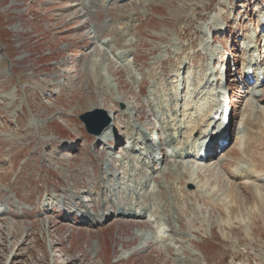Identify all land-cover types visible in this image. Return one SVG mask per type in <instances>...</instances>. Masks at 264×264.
Returning a JSON list of instances; mask_svg holds the SVG:
<instances>
[{"label": "rangeland", "instance_id": "374dc122", "mask_svg": "<svg viewBox=\"0 0 264 264\" xmlns=\"http://www.w3.org/2000/svg\"><path fill=\"white\" fill-rule=\"evenodd\" d=\"M84 1L88 7L83 8ZM259 32L264 46V0H0V137H8L13 146L0 147V173L7 170L0 178V209L7 206L15 215H0V264H264L263 144L253 148V161L263 164L262 171L252 172L245 187H234L239 205L232 198V182L245 156L236 146L240 105L256 77L243 84L232 77L227 85L234 129L227 153H211L202 161L171 157L209 115L200 112L208 104L210 96L203 94L208 89L198 86L209 60L215 55L220 63L225 53H234L229 60L237 57L233 67L243 72V49ZM114 36L117 43L106 52L103 44ZM128 39L133 45L124 43ZM123 49L131 50L128 60L136 78L117 60ZM100 60L105 68L93 71ZM99 72L104 79H97ZM217 74L213 71L214 79ZM258 101L264 102V91L260 98L249 97L254 108ZM127 105L133 108L131 119L124 112ZM97 110L110 125L91 136L79 117ZM187 115L197 116L196 124H184ZM68 117L74 120L68 123ZM256 118L264 124L263 117ZM129 121L139 130L147 128V139L163 134L166 140L170 132L176 138L182 128L173 149L159 148L165 165L158 174L146 171L148 183L154 179L161 186V198L151 204L157 213L133 219L114 212L108 223L94 227L84 214L73 213L78 200L70 209L52 204L42 209L40 199L61 193L63 181L47 191V183L35 182L36 166L52 167L48 162L53 161L57 170L63 163L69 173L72 164L74 179L65 186L78 185L77 197L87 200L93 166L101 175L100 159L113 163L129 150ZM12 158L16 163L11 164ZM115 178L123 179L117 174L110 179ZM148 185L150 190L141 191L146 197L155 190L153 183ZM140 202L125 192L117 204L140 207ZM21 210L33 214L17 217ZM139 235L145 240L136 239Z\"/></svg>", "mask_w": 264, "mask_h": 264}, {"label": "bare ground", "instance_id": "6f19581e", "mask_svg": "<svg viewBox=\"0 0 264 264\" xmlns=\"http://www.w3.org/2000/svg\"><path fill=\"white\" fill-rule=\"evenodd\" d=\"M107 1H112V0H107ZM82 4H83V8L88 7L87 2L85 3L84 1ZM107 24H108V21L106 22V25ZM223 30L224 28L222 27L219 29V31L222 33H223ZM117 37L118 36H114L109 41L103 44V46L107 48V50H105L106 52L111 50L114 44L117 43ZM125 37L128 38L129 36H125ZM124 43L126 45H133L134 40L128 39V40H125ZM251 44L252 43L249 42L248 45L243 49L245 50L246 53H250L251 50L253 49L251 47ZM130 52L131 50H128V49L121 50V52L117 55V60L121 62L122 67L128 69V72L132 75L133 78H136V72H134L131 64L129 63L130 60H128V55ZM216 61L217 59H216V56L214 55V57L209 60V65L207 63L208 66H207V69H205V74H203V76L201 77V80L203 81L198 83V86L201 85L200 89L209 90V93L203 92V94L206 95L207 97L210 96L209 100L207 101L208 104L207 106L203 107L205 108L204 111H201L200 109V112H205L206 115L207 113H209V115L207 116L203 124L200 126L196 124L197 118H198L197 116L194 117L191 115L190 116L187 115L188 116L187 122H184V124L195 123L196 125L195 127H193L192 133L189 136V138L185 141L186 143H183V144L181 143L182 145L178 152L174 153V150H173L171 157L174 154L176 158L182 159L184 157H188V158L192 157V159H194L195 161H201V160H204L201 158L202 157L201 151L205 150L207 152V155H209L211 151V147L216 141L224 140L225 142V141H230V139H232L231 135L234 133V129H232L231 127V124H232L231 120L229 122V126L227 127L226 125H224V123H225V119H228V117L221 118L219 121H216L214 119V113L219 108L225 107V106L229 107V103L227 102V100L223 99L224 93L221 91V87H220L223 84V82H225V84L228 83L227 76H225L223 73L222 74L220 73L219 78L214 79L213 77V71L217 70L215 67ZM126 62L128 64H126ZM243 62H244L243 72L238 71V73L240 74L242 73L240 83L243 84L246 80H249L252 77H256L255 84L258 83V81H260V83L254 86L249 85V89L245 90V92L248 93L247 99L243 100L242 104L240 105L241 116L239 120L242 119L241 120L242 127L236 130V135H237L236 146L240 148V151H242V153L245 156L242 159H240L237 172L235 173V176H234L235 181L232 182L233 184L231 183L233 185L232 198L236 205H239V201H238L239 197L237 194L238 188L236 187L235 189L234 187L237 185H244L245 187L246 183L244 184V182H247L250 180L251 173L252 172L258 173V172H261L263 169V164L261 162L253 161L254 154H255V152L253 151V148L256 147L258 143H261L264 145V124L258 118H256V117H259L261 119V117H263V120H264V102L261 103L260 101H258L259 105L257 108L252 107L249 102V97L252 95H254L255 98H260L262 96V92L264 91L262 83H261L263 82L261 81L262 72L258 69L257 59L254 60L250 57L246 61L243 57ZM94 63L95 65H94L93 71H95L96 68L97 69L105 68V63H102L101 60L99 62L95 61ZM260 63H261V60H260ZM251 70H253L254 74L250 73ZM95 76L97 77V79L99 76H100L99 78H102L104 76V72H99ZM230 76H233V74L229 75V77ZM105 77H106L105 81L108 82L109 75H106ZM198 79L199 78H197V80ZM195 81L196 79L194 80V82ZM102 82H104V80ZM103 84L107 85L108 83H103ZM206 84H207V87H206ZM227 90L229 91L230 89L227 88ZM249 90L251 91L253 90V91L252 92L250 91L251 93H249ZM194 101L196 102V100ZM118 102L119 103L123 102V100H119ZM126 107L127 108L124 112L127 116H130V119H131L132 118L131 113L133 111V108H130V105H127ZM67 113H70V112L67 111ZM72 113L73 112H71V116L74 117ZM17 116L18 115L14 117L15 122H16ZM74 118L68 117L66 121L69 123L70 121L74 120ZM39 123H42V122H39ZM181 129L182 128L178 129L177 137H179L180 133H182ZM144 130H139L130 121L128 122L127 130L125 134L128 137V140L130 142L129 150H126L125 154L120 156V158H116L117 160L114 161L113 163L112 161L108 159H103V158L100 159L99 166L103 167V171L101 175L96 176L97 168L96 166H93V172H94L93 176L95 177V180L91 183L88 191H87V188H85L84 194L88 193L87 200H84L83 198L79 199L77 197L78 191L76 190H80L78 185L73 184L72 186H67V187L65 186V181L69 182V180L74 179V176H73L74 172L72 173V164L68 165L69 173L66 172V165L63 163L59 164L58 166L59 169L57 170L52 169V167L55 166L53 165L54 164L53 161L48 162L49 166H52V167H45V166L37 165L35 169L36 170L35 182L42 183V184L47 183V186H48L47 191H49L50 188L55 190L57 186H59L61 182L63 181V187H61L63 191L61 193H56V194L53 193L50 196L49 200L40 199L44 203L41 204L40 202L39 205H41L42 209L44 210L49 208L51 204L55 208L59 206V208L63 207V209H66V208L70 209V204L78 200L79 208L76 210H72L73 213H76L79 215L84 214V218L86 219V222H88L90 226H94V227L95 226L100 227L108 223V220L110 219L109 214L114 213V212L118 213L119 214L118 216L122 218L141 219V218H146V216L153 217L157 213V210L151 207L152 200L154 197L161 198V194H162L161 186H158L154 179H152V181L148 183V175L146 171L150 170L151 174H158L157 171L159 169V163H157L158 160H155V157L157 156V151L159 150L161 146H167L169 148H172L173 145H175L178 142V140H177V137L175 138L176 133H173V132H170L166 136V140L163 137L164 139L163 142H161L162 137L157 136V134L147 139L146 135H147L148 129L145 128ZM257 131H260V132L258 133ZM47 133L48 131L46 129L43 135V140L45 142H48V139H45L44 137L46 136ZM2 134L3 132H0V136H2ZM110 135H111L110 132H108L104 137L110 136ZM192 136H193V139H192ZM3 139L5 140H2L0 137V147H6L7 143L9 144L8 147H13L12 141H9L8 137L3 138ZM95 147L98 148L99 143H96ZM111 148L112 146H110L108 149H111ZM222 148L225 149L226 148L225 145ZM227 148L229 149V147ZM190 150H192L193 156H191ZM227 150L226 152L225 151L224 152L227 153ZM38 151H40V153H38L39 156L37 158H39V162H40L41 149H39ZM135 151L138 152L136 155H134ZM224 152L222 153L224 154ZM66 156H69V154H66ZM105 156H107L108 158H112V153H108V154L106 153ZM77 160H78L77 158L70 159L71 162H76ZM223 160L224 159L222 157L219 160L218 165L222 166ZM9 161L11 162V164H13L14 162L16 163V160L15 159L13 160V158ZM116 163H118V166ZM120 164H124L125 166L122 167L120 166ZM120 168H123V171H120ZM45 170L52 172L53 177H56V179H49L50 176L47 175ZM6 171L7 170H5V172ZM5 172L0 173V178ZM21 172H22V169H21ZM122 173H124L125 176H123ZM172 173H173V170H170V174ZM116 174L122 177L123 179H117V178H115L114 180L110 179ZM124 178L126 179L128 183H131V184L126 186L127 182L124 180ZM8 179L9 178H7L6 180ZM31 179L34 180L32 176H31ZM152 183L155 185V190L150 192L151 194L149 197H146L144 193H141V191L143 189L150 190L151 186H149L148 184L152 185ZM39 189L42 191L43 187L41 186L39 187ZM125 192H127V197L133 194V197L135 198V202L141 201L140 207H136V206L126 207L123 204H117L118 200L121 199L122 195ZM0 193H3L1 187H0ZM16 195H17L16 199L19 200L18 194ZM95 197H99V200L98 201L95 200ZM142 199H145V201H142ZM92 204L94 205L92 206ZM11 206L12 205H10V207ZM15 208L16 207L14 206V209ZM91 210L93 211V213L90 212ZM21 212H22L21 214L16 215V216L17 217L22 216L23 218H28L33 214V212L26 213L24 210H21ZM7 213L15 216L14 214H12L11 210L7 206H5L3 209H0V215L7 214ZM166 217H168V220H171L172 218L170 214H166ZM136 239L140 241L145 240V235H139L136 237ZM122 244L124 246L126 245L125 243H122ZM181 262L185 263L184 260H181Z\"/></svg>", "mask_w": 264, "mask_h": 264}, {"label": "water", "instance_id": "95a60500", "mask_svg": "<svg viewBox=\"0 0 264 264\" xmlns=\"http://www.w3.org/2000/svg\"><path fill=\"white\" fill-rule=\"evenodd\" d=\"M103 111L87 112L79 117L89 135L99 136L110 125V120H105ZM104 117V118H103Z\"/></svg>", "mask_w": 264, "mask_h": 264}]
</instances>
